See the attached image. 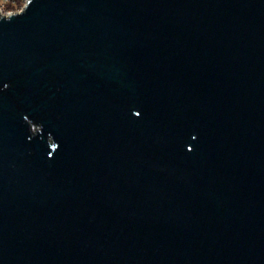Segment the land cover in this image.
I'll return each mask as SVG.
<instances>
[{
  "label": "water",
  "instance_id": "obj_1",
  "mask_svg": "<svg viewBox=\"0 0 264 264\" xmlns=\"http://www.w3.org/2000/svg\"><path fill=\"white\" fill-rule=\"evenodd\" d=\"M0 264H264V0L0 12Z\"/></svg>",
  "mask_w": 264,
  "mask_h": 264
},
{
  "label": "built area",
  "instance_id": "obj_2",
  "mask_svg": "<svg viewBox=\"0 0 264 264\" xmlns=\"http://www.w3.org/2000/svg\"><path fill=\"white\" fill-rule=\"evenodd\" d=\"M26 0H0V12L1 14L7 15L11 12H17L20 11ZM10 4L11 7H7V5Z\"/></svg>",
  "mask_w": 264,
  "mask_h": 264
},
{
  "label": "trees",
  "instance_id": "obj_3",
  "mask_svg": "<svg viewBox=\"0 0 264 264\" xmlns=\"http://www.w3.org/2000/svg\"><path fill=\"white\" fill-rule=\"evenodd\" d=\"M7 7H11L10 4H8Z\"/></svg>",
  "mask_w": 264,
  "mask_h": 264
}]
</instances>
